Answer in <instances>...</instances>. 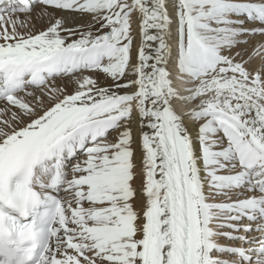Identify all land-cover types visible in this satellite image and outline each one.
Instances as JSON below:
<instances>
[{
	"label": "bare ground",
	"instance_id": "obj_1",
	"mask_svg": "<svg viewBox=\"0 0 264 264\" xmlns=\"http://www.w3.org/2000/svg\"><path fill=\"white\" fill-rule=\"evenodd\" d=\"M55 1L56 0H54V2ZM123 1L127 2V5H124L122 3ZM139 1V13V8L136 7L137 4L135 0H73L75 7L76 5L77 8L86 7L87 13L85 12L84 15H81L52 8L46 9L44 7H39L31 16L25 14L18 16V20L31 24L34 35L39 31L46 30L59 35H63L64 33L65 35L68 33L73 34L76 28L82 25L89 26L94 24L92 26L94 31L100 27H104L105 35H90L88 34V28L78 32V36L69 38L65 43L63 42V44L60 45L65 48H73L83 43H90L95 46L109 39L116 45L114 37L117 34L120 35L119 30L121 31V28H123L126 19L130 24L129 26L132 28L131 34L128 36L126 35L127 38L123 40L122 45V47H124L123 49H126L130 45V51L126 54V60H118V65L116 64L117 67L113 65L101 67V70L90 72L86 76L82 74L79 76L75 75L61 82L64 84L63 87L67 94L73 95V92L75 93L76 91L82 90L81 88L78 90L74 89L78 88L74 84L79 81L82 82V86L85 87L90 83L102 87L101 91L91 94L88 93L89 91L84 93L82 90V93H75L76 96L74 94V96L64 101L65 103L60 102L55 104L51 102L52 107H56L48 109L47 112L42 115L39 114L40 111L38 110H31L23 119L24 124L22 126L25 125L26 131L21 130L22 132H17L18 135L12 137L13 139H7V143L0 142L1 157L13 145L29 137L37 129L43 128L48 121L68 109H78L95 105V108H97L95 109L93 107V109L88 112H96V114H98L97 112H102L105 108L113 107V104L117 102L138 101L137 109H132L131 113L125 116L126 121L123 122V129H126L128 132L127 134H129L127 137L128 147L126 146L127 148H123L119 156L112 157L111 155V158H109L110 162H116L119 158L130 157V165L124 166L120 171L127 179L125 182L121 183V185H118V189H116V192H118L117 194H119L118 196H114V194L108 195L109 193L107 191L102 192L101 186H97L96 188L99 189L98 193H96L98 203L94 204L93 207L91 205L77 206L76 204H72L73 196L71 194L68 196L65 195L66 197L62 196L63 200H60L59 196L56 195V191L60 189V186H58L56 191L54 188H50L46 194H41L39 192L41 198L44 200H47L51 195H54L60 200L59 210L50 234L49 245L39 264H45L43 261H45V256L51 249L53 250L51 253V260L47 264H169V255L172 249L169 227L171 213L169 211L165 189L167 177L165 175L164 156L161 143V136L164 134H166L170 141L171 157L174 162L173 167L175 168V179L178 188L177 195L179 197L178 207L180 220L178 233L179 245H181L182 242L181 232L183 222L180 218L182 214V197L179 182L180 174L176 164V157L179 158L182 166L188 198L190 223V255L188 264H205L206 260H209L210 257L214 259L213 256L217 255L215 249H213L214 252L210 256L207 250L209 246L213 245L212 243L214 241H218L214 240L215 236L209 233V230H214L215 224L212 223L214 225V227H212L213 225H211V222L214 221L210 222L207 217L205 219L203 218V209L197 206L194 200L195 198L193 199L192 196L194 195L199 198L198 200L202 201V204L206 202L209 197H211L208 192L210 186L207 180L212 179L211 181H215L219 176H222L221 174H228V177L231 179L230 181L234 184L236 183L237 180H234V178L236 175H242V171L240 170L242 168H239V165L236 164V162L234 163V160L233 162L230 161L232 152L234 157L237 155V152L242 155V157L247 155L248 160L246 161L249 163L252 162L253 158L252 149H257L255 155L260 159L262 158L263 152L260 150L261 148H257L256 145H253L250 138L247 136H243V144L236 149L237 152L233 150L232 147L239 137V134L241 132L242 134L245 133V130H241L238 124L235 125L237 123L236 119L250 126L256 134V137L264 141V109L254 104V101L252 103L247 102L242 96L239 98L235 97L233 93L235 92L236 94L235 90H238V87L234 85L235 83L237 84V82L233 83L234 80L232 79L234 78L231 79L230 77H226L228 78L227 82L229 87H225L223 84V86L217 87L215 82L217 83L220 80L215 77V74L219 71H212L216 67L213 59L218 52V43L214 42V39L208 35L202 34L199 36L202 32H200V30L198 32L197 28L199 29L201 27V30L202 28L205 29L203 26L195 28V32L200 33L196 37L193 34L194 30L187 33L183 26L180 25V20L183 17L181 16L183 15L182 8H186L192 15L195 13L197 20H203L205 19L204 17L217 18L221 16L222 13L224 14V16L221 17L222 19H231L228 14H231V12L235 14L238 10L232 7L231 9L228 7V4L230 5L237 0ZM70 2L72 3L71 0ZM247 2L249 1L247 0ZM53 3H51V5H53ZM72 4L69 2H59L58 6L62 5V8L65 7V9L68 6V9H71L72 6L70 7L69 5ZM107 5L108 8L106 7ZM112 9L114 12L113 16H111ZM129 13L132 14L128 15ZM179 13L180 15H178ZM53 14L56 15L55 18L52 16ZM103 15V19L107 18V21L103 23L96 22V19L98 20ZM256 15L258 16L259 13ZM27 19H29V21H27ZM53 19H56V22L52 24ZM57 23L60 25L59 27ZM226 26L228 25L226 24ZM206 30L207 28L204 30L205 33ZM59 35H57V37H59ZM109 35L111 38H109ZM46 36V34H42L41 36L37 35L35 37L31 36L29 37L30 40H28L27 37L28 41H22L18 47L15 46L17 51L11 52V55L20 54L26 50L38 51L55 46L54 44L56 43H48V40L52 38ZM39 39H43V41ZM183 47H185V49ZM92 50L95 51V49ZM227 50V54L231 58V61L229 60L230 63L228 62V65H226L228 71L236 74V76L239 75L240 79H248L250 76V79L253 78L257 66L255 65V61L250 60L247 62L248 65L244 66L242 70V67H240V69L238 65V67L235 65L237 59L236 54L234 55L229 46H227ZM84 51H87L90 63L92 61H97L96 56L90 54L88 48ZM182 53L185 54L182 55ZM59 54L56 53L53 60L56 62L63 61L65 64L69 59H66V61L61 60L65 55ZM9 55L7 51H2L0 53V60ZM116 59L113 60L114 63L117 62ZM7 64L8 63H6V65ZM28 64L25 63V60H21L19 64L12 63L8 64L6 68L2 67L4 68V75L0 82L3 83L6 79L10 78V81L13 82L12 75L19 67L25 66V68L31 70L36 69L33 62H28ZM64 64L62 66H64ZM72 65H75V63ZM122 66L123 68L121 69L120 67ZM63 69L64 71L71 70L68 65ZM121 71L123 73L121 74L122 77L119 82L115 83L113 81L115 79L113 78L119 76ZM213 77L217 80L211 82L210 80H212ZM226 80L227 79H225V81ZM14 82L18 83L19 80L14 79ZM231 85L237 88L229 89ZM103 86H109V88L106 89ZM210 86L213 87L209 88ZM3 87L1 86V88ZM58 87L54 86V89ZM209 91H211L209 99L214 101L215 107H219V105L227 101L228 104L226 106L230 105L232 107V113L237 117L232 119L235 131L228 127H224V137H227L223 140L224 142L225 140L229 143L233 142L232 145L225 144L226 146L221 147L216 144L220 137L218 136V132L220 128L223 127L220 121V113L214 114L213 112L216 110L211 112L208 108L201 106L202 104H206L204 103V99L210 93ZM219 91L230 92L234 96L224 95ZM216 92L220 94H216ZM168 95L170 96L169 98H167ZM250 95L252 96V94ZM251 96L249 97L251 98ZM23 99H25V97H23ZM255 99L256 98H254V100ZM197 107L198 110L196 109ZM224 108L225 107H222V110ZM208 113L212 114L208 115ZM223 113L228 117V113L224 112V110L221 114L223 115ZM217 119H219V121H216ZM257 119L259 121L255 122ZM79 120H81V117L73 120L55 136L57 137V141H54L52 146L50 143L41 150V156L36 159V164L31 170L32 183L38 179H45V174L48 170H51L52 163L56 165L59 178L64 179V167L62 168L61 161L63 157H68L65 151L71 148L72 145V143H67V140L75 138L74 135L76 134L78 138H80L81 136L79 135L83 133L82 131L67 133V130ZM27 128L29 129L27 130ZM89 130L93 133L94 129L91 127ZM62 133H67V135L64 141H59L58 138ZM206 137H208V139ZM207 140L211 142V144H208ZM216 161H221V163L219 162L220 164L218 165V163H215ZM226 167H232V170H224ZM39 171H43L41 175L37 174ZM259 171L261 175L263 174L264 176V168L262 167ZM215 175L217 178L214 177ZM218 179L216 180L218 185L214 184L216 183L214 182L212 184L214 185L213 187L221 186L219 183L221 181ZM49 182L52 185L51 177H49ZM100 184L102 183L98 185ZM216 189H219V187ZM124 191L127 192L123 193ZM77 196L81 197L80 195ZM117 197L121 200L116 199ZM63 202H67L68 205L66 204L64 206ZM120 203H122V205ZM201 203L200 205H202ZM121 206H123V208H121ZM80 208H82L81 211L79 210ZM81 213L87 216L83 218ZM89 219L94 220V222L88 224ZM83 220L85 221L84 225L81 226L84 230L83 234H74L73 232L75 230L72 231V227L78 226ZM84 248L87 249V253L90 252L88 255L86 251H84ZM214 248H216V246Z\"/></svg>",
	"mask_w": 264,
	"mask_h": 264
},
{
	"label": "rangeland",
	"instance_id": "obj_2",
	"mask_svg": "<svg viewBox=\"0 0 264 264\" xmlns=\"http://www.w3.org/2000/svg\"><path fill=\"white\" fill-rule=\"evenodd\" d=\"M71 1L73 4L70 2V0H64V2H69L70 4H72L69 5L70 7L72 6V8L68 9L67 6L66 10L65 7L62 8V5L58 6L59 2L64 3L63 0H56L55 2L54 0H31V2L30 0H24V2H22V0H0V53L2 51H7V53L10 54L9 56L0 60L2 62L0 63V80L3 78L1 67L6 68L8 67V64H19L21 60H25V63L27 64L28 62H33V65L36 67V69L34 70L25 68V66L19 67L16 71H14L12 75L13 82H11L10 80H6V82L3 83L0 82L1 143H7V139L16 137L18 135L17 132H22L25 130V125L22 126L24 124L23 119L31 110H38L40 111L39 114L42 115L46 113L48 109L56 107H52L51 102H54L55 104L64 102L71 96H74L75 93H82V90L84 91V93L89 91L88 93L92 94L99 92L102 89V87L95 86L93 83H90L86 87L82 86V82L79 81L75 82V84L73 83L78 87L74 89L78 90L79 88H81L82 90L76 91L75 93L73 92L72 95L65 93V88L63 87L64 84L61 83L62 81L74 77L75 75L79 76L82 74L86 76L88 75V73L101 70L103 67L109 65L116 66V64L118 65V62L122 59L126 60V54H128V52L130 51V45L126 49H123L124 47H122V45L123 40H126L127 36L131 34L130 32L132 29L131 26H129L130 24L127 19L124 22L121 31L119 30L120 35L117 34L114 37L117 46L114 45L113 42H111V40L109 39L96 44L97 46H94L90 43H83L80 46H74L73 48H65L60 45L63 44V42L65 43L67 39L78 36L77 33L86 28H88V34L90 35H105L106 33L104 27H100L99 29L94 31V28L92 27L94 24H91L89 26L82 25L76 28L75 32H72L73 34L68 33L65 35L64 33L63 35H59L53 34L52 31L49 32V30H46L39 31L34 35V32L31 29V24L29 22L18 20V16L24 14L31 16L39 7H44L46 9L52 8L81 15H84L85 12L87 13L86 7L77 8V5L76 7L74 6L75 3L73 2V0ZM248 1L249 2H247V0H237L234 1L235 3L233 2L230 5L228 4V7H232L238 10L235 14L234 12L228 14L231 19H222L221 17L224 16V14L222 13V15L217 18L204 17L205 19L203 20H197L195 17V13H193L192 15L186 8H182L183 15L181 16L183 17L180 20V25L183 26L187 33H190L191 30H194L193 34L197 37V35L200 34L198 33L200 30V32L202 33L199 36H201L202 34L208 35L212 39H214V42L218 43V52L216 57H214L213 59L216 67L212 72L219 71V74L216 73V76H214L220 81L217 83L215 82V85H217V87L223 85L227 87L228 78H234L232 79L234 80L233 83L237 82V84L235 83L234 85L238 87V90H235L236 94L235 92L233 93L235 97L239 98L242 96V98H244L247 102L252 103L254 101V104L259 105L262 109H264V0ZM51 3H53V5H51ZM122 3L124 5H127V2L123 1ZM135 3L137 4L136 7L139 8L140 1L135 0ZM106 7L108 8V5ZM113 9L111 10V16H113L114 13ZM139 12L140 8L138 9V13ZM256 12L259 13L258 16L256 15ZM131 14L132 13H129L128 15ZM178 15H180V13ZM52 16L55 18L56 15L53 14ZM103 18L104 15L101 16L98 20L96 19V22L98 21L103 23L107 21V18ZM27 21H29V19H27ZM55 22L56 19H53L52 24ZM226 24L228 26H226ZM57 26L59 27L60 25L58 24ZM200 26L205 27V29L207 28L206 33L204 32V28H202V30L204 29L203 31L200 29ZM197 27L200 28L198 29ZM195 28H197L198 32H195ZM30 33L33 35H31ZM42 34H46L47 36H49L48 38H52L48 40V43H56L54 44L55 46L49 48L50 50L48 48L38 51L26 50L23 51V53L11 55V52L17 51L15 49V46L18 47V45L21 44L22 41L26 42L30 40L29 37H35L37 35L41 36ZM27 35L30 36L28 37ZM57 35H59V37H57ZM109 38H111L110 35ZM39 40L43 41V39ZM227 46L230 47V50L233 51L234 55L236 54L237 59L235 65H238L239 68L242 67V70L244 66L248 65L247 62H249L250 60L255 61V65L257 66L253 78L250 79V76L248 77V79L241 78V80L239 78V75L236 76V74L228 71L226 65H228L229 60L231 61V58L227 54ZM86 48H88L90 54H94L96 56L97 61H92L91 63L89 62L87 51H84L86 50ZM183 48L185 49V47ZM92 49H95V51H93ZM56 53H60L59 55L63 54V56L65 55L63 58H61V60L66 61V59H69L67 60L69 62L66 61L67 63L65 62L64 64V62L61 61L64 64V66H62L63 64L61 62H56L55 60H53ZM184 54L185 53H182V55ZM114 59L117 60V62L115 61L116 63H114ZM6 63L8 64L6 65ZM74 63L75 65H72ZM67 65L70 66V69L72 71H64L63 68ZM120 68L122 69L123 66ZM122 71L119 76L113 78L115 79L113 80L115 83L120 81V78L122 77L121 74H123ZM215 77H213L210 81H216L217 79ZM14 79L19 80V82H14ZM225 79L227 80L225 81ZM1 86L4 87L1 88ZM54 86L58 88L54 89ZM232 86L233 85H231L229 89H235L236 86ZM103 87H105L106 89L109 88V86ZM212 87L213 86H210L209 88ZM209 92L210 93L208 94V96L204 99V103L206 104H202L201 106L208 108L211 112L216 110L215 112H213L214 114H221L223 110L224 112L228 113V117H226L224 113L223 115L219 114L221 119L220 121L222 122L223 127L220 128L218 132V136L220 137L216 144L221 147H224L227 144L232 145L233 142L229 143L227 140H225V142L223 140L227 137H224V127H228L229 129H233L235 131V126L234 124H232V119L237 117H235V115L232 113V107L230 105L226 106L228 104L227 101H225L224 104L219 105V107H215L214 101L209 99L211 96V91ZM219 92L224 95L234 96L230 92ZM217 93L218 92H216V94ZM250 94H252V96ZM244 95L246 98L244 97ZM247 95L251 96V98ZM23 97H25V99H23ZM169 97L170 96L168 95L167 98ZM254 98L256 99L254 100ZM127 102L114 103L113 107L105 108L102 110V112H97L98 114H96V112H88L82 115L81 120H79L67 130V133H72V131H82L83 133L79 135L81 136L80 138H78L76 134L74 135L75 138L67 140V143H72V145L71 148H68L65 151L68 157H63L61 161V166L62 168L64 167L63 172L65 176L64 179H60L59 181L58 186H60V189L57 190L58 186L54 187V190H57L56 195L59 196L60 200H63L62 196L66 197L71 194L73 196L72 204H76L77 206L91 205L94 207V204L98 203L96 193H98L99 189L96 188L97 186H101L102 192L107 191L109 193L108 195H119L117 194L118 192H116V189H118V185H121V183L125 182V180L127 179V177L125 175H122L120 171L124 166L130 165V157L128 156L126 158H119L116 162H110L109 158H111V155L112 157L119 156L122 152L121 150L128 147L127 137L129 136V134H127L128 132L126 131V129H123V122L126 121L125 116L130 114L132 109H137L138 101L134 100L131 102ZM222 107L225 108L222 110ZM196 109L198 110V107ZM94 114H96L97 116ZM209 114L212 113H208V115ZM216 121H219V119H217ZM236 121L237 123L235 125L238 124L241 130H245V133L242 134L241 132L239 134V137L233 144V150L237 152L236 149L243 144V136H247L250 138L253 145H256L257 148H261L260 150L263 152V154L262 158L260 159L255 155L257 149H252V162L248 163L246 161L248 160L247 155L242 157V155L237 152V155L234 157V154L232 152L230 155V161L233 162L234 160V163L236 162V164L239 165V168H242L240 169L242 171V175H236L234 178V180H237L236 183L234 184L232 183V181H230L231 179L228 177V174H221L222 176H219V179L215 175L214 177L221 181L219 182L221 186L213 187L214 185L212 184L216 182L217 179H215V181H211L212 179L207 180L210 186L208 188V192L210 193L211 197H209L206 202L202 204V201L198 200L199 198L195 197L194 195L192 196L193 199L195 198L194 200L197 206L203 209V218L205 219L207 217L210 222H215H211V225L215 224L216 229L214 228V230L212 229V231L209 230V233L215 236L214 240L218 241H214L212 243L213 245L209 244L211 246H209L207 250L209 256L214 252L213 249L216 250L217 255L213 256L214 259H211L210 257L209 260L205 261V264H264V176L263 174L261 175L259 171L262 167L264 168V141L256 137V134L250 128V126L238 119H236ZM258 121V119L255 120V122ZM91 127L94 129L93 133L91 132V130H89ZM28 129L29 128H27V130ZM67 133H62V135L59 136L58 140L64 141ZM208 137L206 138L208 139ZM208 144H211V142L208 141ZM86 160L89 161L87 162ZM219 162L221 163V161ZM219 162L216 161L215 163H218L219 165ZM54 167L55 164L52 163L51 170H48V172L45 174L46 178L35 180L33 183V186L38 188L37 190L41 194H46L47 191L51 188L49 177L52 176ZM224 170L230 171L232 170V167H226ZM42 172L43 171H39L37 172V174L41 175ZM99 183L102 184L98 185ZM214 184L218 185V182ZM218 187L219 189H216ZM125 192L127 191H124L123 193ZM77 195H80L81 197H78ZM116 199L120 198L117 197ZM200 203L202 205H200ZM66 204L67 202H63L64 206ZM120 204L122 205V203ZM121 208H123V206H121ZM81 209L82 208H80L79 210L81 211ZM81 216L85 218V216L87 215L81 213ZM84 222L85 221L83 220L78 226L72 227V231L75 230L73 232L74 234H83L84 230L81 226L84 225ZM88 222V224H92L94 220L89 219ZM212 227H214V225ZM214 245L216 246V248H214ZM52 251L53 250L51 249L46 254L45 261H43L45 264L49 263V261L51 260ZM84 251H86L87 253V249L84 248ZM89 253H87V255Z\"/></svg>",
	"mask_w": 264,
	"mask_h": 264
}]
</instances>
